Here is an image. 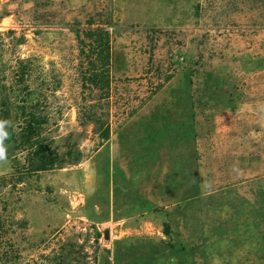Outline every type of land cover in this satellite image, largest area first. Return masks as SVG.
<instances>
[{
    "label": "rangeland",
    "instance_id": "374dc122",
    "mask_svg": "<svg viewBox=\"0 0 264 264\" xmlns=\"http://www.w3.org/2000/svg\"><path fill=\"white\" fill-rule=\"evenodd\" d=\"M0 121V264H264V0H0Z\"/></svg>",
    "mask_w": 264,
    "mask_h": 264
},
{
    "label": "trees",
    "instance_id": "16d2710c",
    "mask_svg": "<svg viewBox=\"0 0 264 264\" xmlns=\"http://www.w3.org/2000/svg\"><path fill=\"white\" fill-rule=\"evenodd\" d=\"M101 46V45H100ZM98 55V60L101 61L103 63V65L108 64L109 63V58H108V53H106V55L102 56L101 53H97ZM91 70L89 71L90 77L87 78V80L92 83L93 85L99 87V86H103L104 85H108V77L104 75L103 72H98V68L97 66L93 63H91ZM30 120L25 121V127L23 128L24 134L21 135L20 137L22 138V140H24L23 142L27 143H32L31 146H35V143H33L32 141V135H34L35 133L38 132L39 129V124H38V119L36 118V120H34V115L30 114ZM40 123V122H39ZM6 131H10L11 127H8V125L5 126ZM12 136V134L10 135ZM108 133L107 130L104 131V137H107ZM4 142H8L5 141ZM3 143V141H2ZM35 154L38 155L41 159L40 161V165L36 166L37 170H47V167H51L53 164L52 159L45 161L43 159V155H44V150L42 147H39V151H35ZM50 169V168H48Z\"/></svg>",
    "mask_w": 264,
    "mask_h": 264
},
{
    "label": "clouds",
    "instance_id": "9594fccd",
    "mask_svg": "<svg viewBox=\"0 0 264 264\" xmlns=\"http://www.w3.org/2000/svg\"><path fill=\"white\" fill-rule=\"evenodd\" d=\"M6 122L4 121H0V160H2L4 158V155H5V149L3 148L2 146V139H3V136L6 135L4 132H3V127H4V124Z\"/></svg>",
    "mask_w": 264,
    "mask_h": 264
}]
</instances>
